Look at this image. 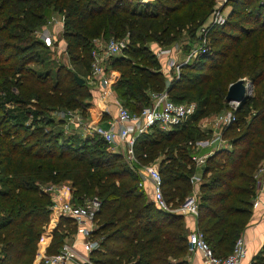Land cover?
<instances>
[{
  "label": "trees",
  "instance_id": "1",
  "mask_svg": "<svg viewBox=\"0 0 264 264\" xmlns=\"http://www.w3.org/2000/svg\"><path fill=\"white\" fill-rule=\"evenodd\" d=\"M226 3L233 7L225 21L211 28L216 49L210 47L183 64L177 84L167 88L151 44L170 46L182 32L194 38L216 0H0V264L32 263L51 203L39 184L65 179L73 186V202L91 196L101 200L94 231L102 235L101 249L93 251L97 262L188 264L183 215L159 209L138 185L139 175L102 138L66 135L62 120L52 115L59 107L81 106L79 98L90 97L84 76L90 51L95 40L111 36L129 38L124 54L113 57L110 65L119 71L114 85L118 97L126 106L139 102L128 105L131 111L150 103L147 91L163 88L174 101L189 93L196 102L193 119L191 114L185 123L164 131L152 126L135 140L143 162L164 153L162 191L173 206L190 189V141L209 134L194 122L221 111L230 82L241 76L252 81L253 95L237 107V119L226 130L230 146L206 158L209 164L202 172L207 180L200 184L199 228L216 255L231 251L250 216L252 175L264 158V2ZM54 12L64 16L60 41L68 55L66 62L56 64L44 56L50 46L36 35ZM174 88L183 92L175 95ZM2 101L19 104L21 110L29 105L23 113L30 122L10 113ZM246 111L250 114L243 119ZM64 222L68 220L62 217L54 230L49 253L58 250ZM251 264H264V245Z\"/></svg>",
  "mask_w": 264,
  "mask_h": 264
},
{
  "label": "built area",
  "instance_id": "2",
  "mask_svg": "<svg viewBox=\"0 0 264 264\" xmlns=\"http://www.w3.org/2000/svg\"><path fill=\"white\" fill-rule=\"evenodd\" d=\"M151 0H140L141 3H148ZM264 2V0H262ZM210 19L208 23H203L198 27L195 44L180 56L175 51L173 46L162 47L154 49L155 56L167 54V58L163 61L160 69H163L168 74L178 77L180 68L183 64L193 61L201 54L209 50L208 45V30L213 25L222 24L225 21V15L222 9L214 6L210 12ZM57 23L63 28V16L57 19L55 16H50L47 19L43 29L48 28L47 24ZM42 29V30H43ZM41 30V31H42ZM46 31V34H45ZM41 33L43 39L49 42L51 36L48 30ZM38 31H36V35ZM38 36V35H37ZM39 37V36H38ZM129 43L128 36L109 37L105 42L95 40L94 45L90 51V78L91 80H98L102 87L111 86L118 79V71L110 65V60L124 54V50ZM61 48V46H60ZM64 54L65 49H63ZM245 91L252 92L253 85L249 79H244L243 82ZM250 92V93H251ZM151 102L143 105L139 111H131L128 107L118 103L116 114L107 119V126L94 123L91 120H85L77 112L64 109L57 114L58 118L62 120V126L67 129L68 125L74 128L82 126L86 132H91L94 135L102 138L108 145L121 143L127 161L135 172L141 176L138 185L144 186L145 180H148L152 185L151 201L162 210L171 212L198 214V204L200 196L199 186L203 181L200 172L197 171L206 161L208 153H197L193 151L190 153V160L196 167L190 174V182L192 188L183 200L176 206L171 205L164 197L162 191V176L160 171L151 163H140L135 150V140L138 133L150 130L152 126H157L161 130H168L175 125H181L186 122L187 118L194 111L195 104L193 102H183L172 100L167 89L152 90L149 93ZM230 108L222 109L214 117L207 119L202 125L210 128V135L207 139H196L190 143L193 146H201L207 143L212 146V150H219L221 148L230 146V138L226 135V130L236 121L237 101H227ZM203 142V143H202ZM264 168V164L260 169ZM40 189L50 195V214L55 216H68L76 222L77 232L83 235L81 244L86 251H91L100 247L102 235L95 234L98 227L97 213L101 207V200L97 196L86 197L82 202H73L70 196V189L67 185L54 182H46L39 186ZM256 202V201H255ZM76 240L66 241L62 244L59 251L56 253H49L43 255V264H67L73 256H75ZM188 250L201 251L203 254L205 264H245L243 261L246 254V247L244 239L241 235L237 236L233 247L229 253L224 256L216 255L208 242L204 238L202 230L195 229L188 234L187 239ZM0 251V258H1Z\"/></svg>",
  "mask_w": 264,
  "mask_h": 264
},
{
  "label": "crops",
  "instance_id": "3",
  "mask_svg": "<svg viewBox=\"0 0 264 264\" xmlns=\"http://www.w3.org/2000/svg\"><path fill=\"white\" fill-rule=\"evenodd\" d=\"M227 5H230V4H226L225 6H227ZM220 8L223 9L222 6ZM49 26H50L48 29L49 31L51 28V31L53 32V28H55L57 30L56 32L61 34L62 28L59 24H57V23H56V25L55 24H49ZM60 43H61V47H63V49H64L63 42L60 41ZM159 46L160 45H157L156 43H154V44H151L150 47H151V50L154 52V49L158 48ZM183 54H184V52H180L179 55L182 56ZM156 57L159 61L160 67H161L163 61L166 59L165 57H167V54H162L159 57L158 56H156ZM247 79H249V78H247ZM91 81L92 80H89V79L86 80V84H87V82L90 83ZM95 82L97 83L96 86L98 87V89H100L102 91L104 89V92L106 93V98H108L110 100L109 101L110 103H107L104 106H103V104H102V106H98L99 110L97 112L98 113H101V112L106 113V108H107L108 104L115 105V102L119 103L118 102L119 97H118V94L116 93L115 88H114L115 83L112 84L111 86L102 87L98 80H93V83H95ZM96 86L92 85V87H94V88H97ZM149 93H150V91H147L148 96H149ZM149 99H150V97H149ZM150 102H151V99H150ZM113 111H115V110H113ZM135 111L137 112V111H139V109L135 110ZM115 113H116V111H115ZM90 119L94 123L100 124V125L105 126V127L107 126L106 120H102V121L101 120L100 121L95 120V119L93 120V118H91V116H90ZM206 120H207V118H205L204 120H199V123L203 124ZM67 129L68 130L70 129L71 132L76 131L77 129L79 132H84V133L86 132L84 130V127H82V126L74 128V126L68 125ZM206 130L209 131L208 132L209 133L208 136H209L210 135V128L207 126ZM149 132H150V130L142 132V133H138L137 134L138 139H139V136L141 134L149 133ZM208 136L205 138L207 139ZM109 149L112 152L121 154V156H122L123 160L126 162L128 168L132 172L139 175V177L141 176L138 172H135L132 169V166H130L129 162L126 159V156H125V153L123 150V145L121 143L117 142L113 145H109ZM193 149L195 152L201 154V153H206L207 151H209L208 149H212V146L207 144V143H204L201 146H197V147L194 146ZM216 151H218V150H214L213 153H215ZM135 153H138V152L136 151ZM164 156H165L164 153H159L158 155H154L152 157V159L147 160V162H143L139 158V156L137 155L140 163H151L159 171H160V163H161L162 159L164 158ZM259 163L261 165H263L264 164V158H262ZM204 166L205 165L203 164L200 168L197 169V171L200 172V174L202 175L203 179L205 178L203 176V172H202L203 171L202 169ZM260 166H257V168H255L253 175L257 174V175H260L262 178V176L264 175V168L260 169ZM194 169H196L195 166H194ZM189 177H190V175H189ZM141 178H142V176H141ZM68 181L70 182V180H68ZM69 182H65L63 180L60 181L61 184H64V185H67L70 187L71 182L70 183ZM189 182H190V178H189ZM191 188H192V185L190 182V189L188 190V192H190ZM144 190L147 192L148 196H150V199H151L152 185L148 180H145V182H144ZM199 191H200V186H199ZM250 201H251L250 216L248 218V221L246 222V224L243 226L242 230L239 233V235H241L243 237L244 242H245V247H246V254H245V257L243 259L245 264H251L252 260L255 258V256H257L259 250L264 245V179H263L262 183H260L257 187H255L254 194L251 197ZM174 206H176V205H174ZM178 213H181L183 215V223H184L185 229L187 231V234H189L191 231H193L197 228L200 229L199 225H198V219H197L198 214L193 215L191 213H182V212H178ZM62 217H64L66 220H68V222L62 223L61 227L59 228V229H63L64 235H63L61 243L58 247V250L56 252L59 251L60 247L62 246V244L64 242L76 240V244L74 247L75 256H73L70 260H68L67 264H100L99 262H97L94 259V255H93L94 254L93 251L97 250V249H93L91 251H86L83 248V246L81 244V239L83 238V235H81L77 232L76 222L71 217L55 216L53 214H49V219L43 226V230H42L40 237L37 241V245H36V249H35V255H34V258H33V261L31 264H43V255L49 254V252L47 251V246L49 245L50 241L52 240L54 230L58 228V226L60 224V220L62 219ZM100 249H101V247H100ZM220 250H223V248L220 247ZM56 252H53V253H56ZM185 258L187 259L188 264H205L203 254L199 250H197V251L187 250Z\"/></svg>",
  "mask_w": 264,
  "mask_h": 264
},
{
  "label": "rangeland",
  "instance_id": "4",
  "mask_svg": "<svg viewBox=\"0 0 264 264\" xmlns=\"http://www.w3.org/2000/svg\"><path fill=\"white\" fill-rule=\"evenodd\" d=\"M226 4H228V3H226V0H216V4H215L218 7H221V6L223 7L222 12L225 15V19L227 17V14L230 12V10L233 7L232 5L225 6ZM210 14L211 13H209L208 17L202 22V24L203 23L205 24V23H208L209 22ZM52 15L55 16L57 19H60L63 16L59 12H54V13L50 14V16H52ZM63 23H64V16H63ZM50 24H55L56 25V23H50ZM44 26H45V24H44ZM213 26H215V25H213ZM213 26H211L209 28V30H208V34H207L208 35V45H209V48L211 47V48L216 49L215 44H213V38H212V36H214V33L212 32V34H211V30L213 29ZM47 27L48 28H46V29H43V27H42V28H40V29L37 30L38 31V34L37 35L39 36V38L42 41H44L46 44H48L50 46L49 47L50 48V54L49 53H45L44 56H46V57L48 56L49 57L48 60H50V62H53L54 64L66 62L68 55H64V51H62L63 50V47L60 48V46H61V43H60L61 34L57 33L56 32L57 30L55 28H53V32L51 31V28H50V31H49L48 30L49 27H50L49 24H47ZM197 29L194 32V38H191V36H189L186 32H182V36L180 38H178V40L174 41L173 44L170 45V46H173L174 45L173 47L175 48V46L177 45V47L175 48V51H177L178 54H179V52H185V51H187L189 48H191L192 45L195 44L196 40L198 39V36H197L198 30ZM45 30H48V33L51 36L49 39H52V40H50L49 42L45 41V39H43V37L41 35V33L43 31H45ZM217 33L218 32H216L215 35H217ZM45 34H46V31H45ZM106 40H104L103 42H105ZM217 46H219V44ZM162 47H167L168 48L169 46H162ZM233 52H235V51L233 50ZM65 53H67L66 50H65ZM165 58H167V57H165ZM53 63H52V65H53ZM199 66H202V65H199ZM73 68L76 69L75 66H73ZM77 70H78V68H77ZM160 70H162V72H163V74H164V76L166 78V81H165V85L164 86L167 87V88H170V86L173 85L175 82H177V80H179V78L181 76L179 74V76L176 77V76H174V73H172V76H171L170 75L171 73L168 74L167 72L163 71V69H160ZM82 71H84V70H81V73L83 75L85 72H82ZM180 71H181V68H180ZM84 76H85V79L86 80H88V79L91 80V78H90V69H89L88 74H85ZM118 77H119V71H118ZM238 78L247 79L248 77L241 76V77H238ZM187 83H188V81H187ZM189 83H190V81H189ZM176 84H174V85H176ZM92 85L93 86H96L97 83L96 82L93 83V80L90 83L87 82V85L86 86L91 90V95H90V97H80L79 98V100L81 101V106H74V107H69V108L59 107L57 110H54V114H52V115L55 117V120L56 121L60 120L59 118H61V117L58 118L57 114H59V112L60 111H63L64 109H69V110H72V111L77 112V114L80 115V116H82L83 119H85V120H91L90 119V116H91V118H93V120L95 119V120H99V121L100 120L101 121L102 120H106L107 121V119L112 118L116 114L115 111L117 110L118 103L115 102V105L116 106L115 105L108 104V106L106 108V113H103V112L98 113L97 112L99 110L98 109L99 108L98 106H102V104L104 106L107 103H110L109 102L110 100L108 98H106V93L104 92V89L102 91V90L98 89L97 86H96L97 88H94V87H92ZM155 91H157V90H155ZM172 92L175 95H180V93L183 92V91H180L179 89L176 90V88H174L172 90ZM250 92H249V96L248 97H251L253 95V93H254L253 91L251 93ZM2 93H5L6 95H8V94L11 95L9 93V91H7L6 89H3ZM190 95L191 94L187 93V95H185L184 97H179V98H181V100L183 102H186V100H189L190 99L189 102H193L195 104L194 111H193L194 113L193 112L191 113L192 114L191 119H193L194 118L193 116H194V114L196 112V110H195L196 109V102H195L194 99H192L190 97ZM225 95H226V93H225ZM1 97L3 98L2 95H1ZM224 98H225V96H224ZM2 100H4V99H2ZM134 101H136V100H133V101H130V102L134 104ZM118 102H119L120 105H124V106H126V104H127L126 101H124L123 99H120V98H119ZM2 103H3V106L6 107L10 113H20V116H19L20 119L24 120L25 122H30V120H31L30 116L25 115L23 113L24 109L29 108L28 107L29 105H25L24 106L25 108L23 110H21L20 109L21 107H20L19 104L10 103V102L7 103L5 101H2ZM138 103H139L138 101L135 102V104H137V105H138ZM133 104H128V105L132 106ZM128 105L126 107L129 108ZM239 105H237V107ZM229 108H230V106L227 103H226V105L224 103V105L222 106V109H229ZM113 110H115V111H113ZM219 110H216V111H213L212 113H209L207 115L201 116L197 121L194 122V124H196L200 129H202L203 131H205L206 130V127H203V125L201 123H199V120H204L205 118L210 119L211 117H214L219 112ZM132 111H135V110H132ZM250 111H251V109H250ZM250 111L244 112V115H243V112L240 113V114H242L244 116V117L242 116L243 119H245V117H246V119L248 118V115L250 114ZM190 122L193 123V121H191V120H190ZM47 126H48L47 128L52 127L51 125H47ZM64 132H65L64 134H66V135L69 134V133H72L70 129L68 130V129H65V128H64ZM73 133L74 134H77L81 138L88 137V138L92 139V138L95 137V135L93 133H91V132H89V133L88 132H85V133L84 132H79L78 129L76 131H73ZM207 136L208 135H205L204 138H200V139H206L205 137H207ZM208 150L209 151H207V152H209L208 153L209 156L212 155V154H214L213 153L214 151H212V149H208ZM208 164H209V162H207V160H206L205 163H204V165H208ZM260 165H261L260 163L257 164V166H260ZM211 174H212V172L209 171L207 175L209 176ZM252 176H253L254 181L251 182V184L252 185L254 184L255 187H257L260 183L263 182L264 175L262 176V178H261L260 175H257V174L256 175H252ZM138 178H139V176H138ZM206 180H207V178L205 177L202 182H205ZM63 181L69 182L68 179H65ZM47 182H51V181H47ZM44 183H46V182H44ZM54 183H60V182H54ZM39 185H43V183H41ZM140 188L142 189V188H144V186L143 187L141 186ZM69 189H70V193L69 194H70L71 197H73L72 196V194H73V186H72V184L70 185ZM148 197L150 198V196H148ZM198 199H199V196H198Z\"/></svg>",
  "mask_w": 264,
  "mask_h": 264
},
{
  "label": "water",
  "instance_id": "5",
  "mask_svg": "<svg viewBox=\"0 0 264 264\" xmlns=\"http://www.w3.org/2000/svg\"><path fill=\"white\" fill-rule=\"evenodd\" d=\"M78 82H82L83 78L79 76H75ZM244 79L238 78L229 83L227 87V92L225 95L226 101H237L238 105L243 102L246 97L249 96V93L245 91V86L243 84Z\"/></svg>",
  "mask_w": 264,
  "mask_h": 264
}]
</instances>
